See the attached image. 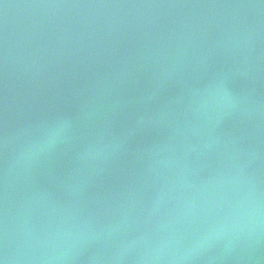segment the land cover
<instances>
[{
  "label": "water",
  "instance_id": "95a60500",
  "mask_svg": "<svg viewBox=\"0 0 264 264\" xmlns=\"http://www.w3.org/2000/svg\"><path fill=\"white\" fill-rule=\"evenodd\" d=\"M0 259L264 264V0H0Z\"/></svg>",
  "mask_w": 264,
  "mask_h": 264
},
{
  "label": "clouds",
  "instance_id": "9594fccd",
  "mask_svg": "<svg viewBox=\"0 0 264 264\" xmlns=\"http://www.w3.org/2000/svg\"><path fill=\"white\" fill-rule=\"evenodd\" d=\"M69 127L70 124L67 120H57L48 126L36 141L25 146L23 155L36 156L52 148L66 135Z\"/></svg>",
  "mask_w": 264,
  "mask_h": 264
},
{
  "label": "snow or ice",
  "instance_id": "6c2138e0",
  "mask_svg": "<svg viewBox=\"0 0 264 264\" xmlns=\"http://www.w3.org/2000/svg\"><path fill=\"white\" fill-rule=\"evenodd\" d=\"M0 264H4V262H3V260H2V259H0Z\"/></svg>",
  "mask_w": 264,
  "mask_h": 264
}]
</instances>
